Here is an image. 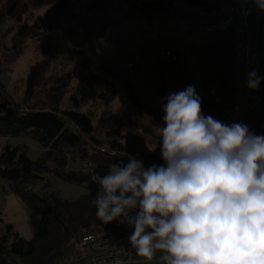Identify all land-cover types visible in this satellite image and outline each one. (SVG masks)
Segmentation results:
<instances>
[{
    "label": "trees",
    "instance_id": "1",
    "mask_svg": "<svg viewBox=\"0 0 264 264\" xmlns=\"http://www.w3.org/2000/svg\"><path fill=\"white\" fill-rule=\"evenodd\" d=\"M183 2L198 7L206 16L174 9L172 2ZM226 0H0V27L8 20L18 25L15 40L45 37L44 42L53 45L55 60L67 67V72L56 78L53 91L47 94L44 104L32 106L18 103L8 92L0 101V176L11 191L28 206L33 235L30 239L13 234L8 225L6 235L0 238V264H56L68 252L72 238L89 234L104 225L96 218L91 201L93 194H83L76 199L65 200L57 193L47 192L51 183L47 176L54 175L68 183H92L94 171L83 169L91 162L108 167L117 160L96 151L95 146L135 155L145 167L164 163L160 155L161 137L156 132L163 125V108H155L140 98L136 100L135 89L131 97L135 110L131 115L105 114L98 128L107 137L115 138L106 145L90 136L97 127L92 115L80 111L63 110L60 103L74 81L73 99L80 101L100 100L111 105L120 88L114 78L115 69L108 65L92 68L89 56L83 49L88 41L104 37L109 27L118 25L119 13L123 18H142L149 24L168 28V36L162 44L175 52L189 50L202 79V110L205 116L224 123H232L237 109L235 77L236 46L232 35H204L189 31L212 22L211 13ZM52 8L45 16L23 18L34 10ZM32 15V14H31ZM30 15V16H31ZM177 25H165L168 20ZM260 20L252 21V33L257 41ZM170 29L179 30L172 35ZM60 32L70 47L60 43L54 36ZM176 53V52H175ZM180 55V54H179ZM185 59L186 57L181 54ZM187 60V59H186ZM39 67H44L40 64ZM165 69V68H164ZM162 69V70H164ZM36 66L29 78L34 88L40 73ZM170 91L163 83L161 95L164 103ZM262 109V107H261ZM260 135H264V129ZM13 138H28L39 143L44 151L37 160L27 156L24 146H13ZM103 177V176H101ZM39 186L43 195L35 192ZM1 220V219H0ZM116 222H114L115 224ZM12 236V237H11Z\"/></svg>",
    "mask_w": 264,
    "mask_h": 264
},
{
    "label": "clouds",
    "instance_id": "2",
    "mask_svg": "<svg viewBox=\"0 0 264 264\" xmlns=\"http://www.w3.org/2000/svg\"><path fill=\"white\" fill-rule=\"evenodd\" d=\"M262 79L248 72L247 87ZM165 101L164 163L130 154L94 172L96 218L133 229L131 248L147 264H264V135L205 116L193 85Z\"/></svg>",
    "mask_w": 264,
    "mask_h": 264
},
{
    "label": "rangeland",
    "instance_id": "3",
    "mask_svg": "<svg viewBox=\"0 0 264 264\" xmlns=\"http://www.w3.org/2000/svg\"><path fill=\"white\" fill-rule=\"evenodd\" d=\"M1 8L2 4H0ZM51 9L43 7L34 10L31 12V16L26 15L23 19L29 20L34 16H45ZM115 15L121 20L120 23L109 27L103 38L88 41L83 47L88 53L92 68L108 65L115 69L117 75H121L114 78L120 88L114 102L107 105L100 100L73 99V90L79 81V77L75 75L71 87L60 103L63 110L80 111L92 115L97 129L90 137L106 145L114 141L115 138L107 137L106 131L98 128L97 124L108 113L118 116L131 115L135 110V105L129 92L133 88L136 100L140 98L155 108H162L164 104L161 95L163 83L170 93L182 91L187 86L193 85L201 99L203 98L201 75L189 50L175 49L177 54L186 57V68L179 65H168L164 70L158 68L160 45L168 36L167 27L149 24L146 19L142 18L126 19L119 13ZM166 24L167 26L177 25V21L168 20ZM16 28L18 25L11 20L0 27V93L4 96L8 92L20 104L28 102L32 106H39L45 103L47 94L53 91L56 78L64 75L67 72V67L61 61L55 60V52L52 51L53 45L44 42L47 35L36 39L28 38L17 41L15 40ZM170 33L175 36L179 34V30L170 29ZM53 36L65 46H71L60 32H54ZM135 54L141 57V66L137 70H129L126 67L127 60ZM262 58L264 65V35ZM40 64H44L45 68L39 67ZM36 66L40 73L39 83L36 87L31 88L29 78ZM2 97H0V101ZM10 143L13 146H24L27 156L34 161L44 151L39 143L28 138H13ZM46 178L51 183L47 192L57 193L65 200L76 199L83 194H93L95 197L100 188L96 183L86 182L81 185L68 183L54 175H49ZM35 192L39 195L45 193L39 186L35 187ZM0 219V238L6 235L8 225L13 226L12 236L18 234L26 239L32 237L33 229L28 206L11 191L8 182L1 176ZM113 224L114 222L102 225V228L110 227Z\"/></svg>",
    "mask_w": 264,
    "mask_h": 264
},
{
    "label": "built area",
    "instance_id": "4",
    "mask_svg": "<svg viewBox=\"0 0 264 264\" xmlns=\"http://www.w3.org/2000/svg\"><path fill=\"white\" fill-rule=\"evenodd\" d=\"M138 1L146 2L147 0ZM172 6L174 9L182 10L197 17L206 16V12L203 9L183 2L173 1ZM210 16L212 19L211 23L191 27L189 31L199 32L204 35H232L236 46L235 65L237 74L235 77V89L238 99L233 122L247 124L249 129L254 132L256 125L245 120L244 112L249 105L262 102V82L258 89H249L247 87V74L255 70L262 78V65L257 41L252 33V21L255 16H258L263 24L264 34V8L258 6L257 0H226ZM141 63V57L135 54L127 60L126 67L129 70H137L140 68ZM157 65L160 69H164L168 65H179L186 68L187 60L161 43ZM262 130L258 135L261 134ZM95 149L97 152L115 160H123L124 163L128 162V154L125 152L99 145H96ZM83 169L94 171L100 176L108 174V167L95 165L91 162L85 163ZM132 231L133 229L116 222L110 227L100 228L89 234L75 236L68 244V252L56 264H147L144 258L137 256L131 248L128 237Z\"/></svg>",
    "mask_w": 264,
    "mask_h": 264
},
{
    "label": "water",
    "instance_id": "5",
    "mask_svg": "<svg viewBox=\"0 0 264 264\" xmlns=\"http://www.w3.org/2000/svg\"><path fill=\"white\" fill-rule=\"evenodd\" d=\"M262 40H263V24L260 22L258 35H257V46H258V53L262 65V78H264V65H263V58H262ZM264 129V79H262V109L258 123L256 124L254 133L259 134V132Z\"/></svg>",
    "mask_w": 264,
    "mask_h": 264
},
{
    "label": "crops",
    "instance_id": "6",
    "mask_svg": "<svg viewBox=\"0 0 264 264\" xmlns=\"http://www.w3.org/2000/svg\"><path fill=\"white\" fill-rule=\"evenodd\" d=\"M262 42H263V40H262ZM261 87H262V85H261ZM261 107H262V102L261 103H253V104L249 105L244 112L245 120L249 123H253L256 125L259 121V118H260Z\"/></svg>",
    "mask_w": 264,
    "mask_h": 264
}]
</instances>
